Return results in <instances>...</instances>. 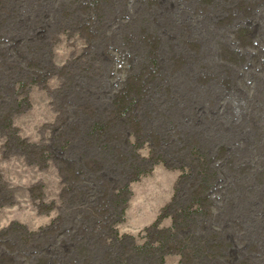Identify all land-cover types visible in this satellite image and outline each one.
Masks as SVG:
<instances>
[{
    "label": "rangeland",
    "instance_id": "1",
    "mask_svg": "<svg viewBox=\"0 0 264 264\" xmlns=\"http://www.w3.org/2000/svg\"><path fill=\"white\" fill-rule=\"evenodd\" d=\"M99 191L110 264H264V0H0V264H109Z\"/></svg>",
    "mask_w": 264,
    "mask_h": 264
},
{
    "label": "bare ground",
    "instance_id": "2",
    "mask_svg": "<svg viewBox=\"0 0 264 264\" xmlns=\"http://www.w3.org/2000/svg\"><path fill=\"white\" fill-rule=\"evenodd\" d=\"M96 124L99 125L97 122H96ZM99 126L102 127V125H99ZM95 131H96V128L94 126L92 131H91V135H93ZM139 177H140V175H139ZM139 177H137V178H139ZM93 185H94L93 187H97V185H95L94 183H93ZM92 189L93 188H91V190ZM127 189H128L127 185H125L124 189H122V190L118 189L116 197L118 196L119 193H121L122 191L127 190ZM88 192H89V190H88ZM105 192H107V191H105ZM105 195H106V193H103L102 191H99L98 193L94 194V196H98V198H97V200L92 201V203L94 204L93 206L92 205H87V209H86V211H84V213H83V209L84 208H82V210L78 209L79 212L83 215V217L82 218L80 217V224H79V227L77 229V238L78 239H77V242L75 244V247H76V251L78 253H80L82 257L84 256L85 259L88 258L90 256V253H89V250H88L89 249L88 248L89 242H90V240L92 238H94L96 235H98L100 237V241L105 243L104 246L106 247V249H105L104 255L107 258V261L109 260L108 261V263H109L110 260L113 259V257H112L113 253L111 252L112 251L111 247H115V245H117V243H120V241H121V239H120V237L118 235V232L116 231L114 225L116 223H118V222L123 220L124 211L121 210L120 213H118L119 215H117V218L112 221L111 213L103 209L104 205L102 204V201L105 200ZM81 201H83V205H84V199H82ZM97 201H99L100 203H97ZM126 202H127V199H122L121 204L122 205H126ZM114 204L117 206V204H120V202L117 201V200H114ZM73 206H74V204H73ZM112 222H113V225H112ZM114 238H115V240H114ZM131 239L134 241V238H131ZM108 241H109V245L106 244ZM115 242H117V243H115ZM124 243H125V241L123 242V244ZM154 246L155 245H152V246H146V245L134 246L133 250L135 251V254H136V256H135L134 254H130L131 252H129V251L130 250L132 251V249H128L127 248V244H125V250L122 252L123 253V257H121L120 259L115 258L114 260H115L116 263L118 261L122 260L121 262H118L119 264H124V263L125 264H131V260L134 257H137V259L141 258L144 261V263H147V264H164V256H165L164 254H162L160 256L159 260H157V262H156V260L154 258L155 257L154 256V252H151V250L154 249ZM69 247H70V249L67 251L68 253H70L71 250H73L74 246L71 243ZM109 247H110L111 251L109 250ZM132 253H133V251H132ZM98 254H100V252ZM124 255H125V257H127V259H125ZM216 256L217 255H212V257H216ZM92 257H94V256H92ZM213 260H215V259L214 258H209L208 263L212 264ZM43 261L45 263L48 262V261H45V260H42L41 262H43ZM79 261L81 262V260H79ZM235 261H236L235 260V256L233 258L231 257V259H229V260L226 259L227 264H236ZM243 261L244 262L242 264L247 263V261H245V260H243ZM82 262H83V264H86L88 261L84 260ZM51 263L55 264L53 262H51ZM80 264H82V263H80Z\"/></svg>",
    "mask_w": 264,
    "mask_h": 264
}]
</instances>
